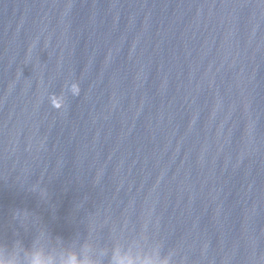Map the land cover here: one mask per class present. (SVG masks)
Returning a JSON list of instances; mask_svg holds the SVG:
<instances>
[{
  "label": "water",
  "instance_id": "water-1",
  "mask_svg": "<svg viewBox=\"0 0 264 264\" xmlns=\"http://www.w3.org/2000/svg\"><path fill=\"white\" fill-rule=\"evenodd\" d=\"M37 218L264 264V0H0V242Z\"/></svg>",
  "mask_w": 264,
  "mask_h": 264
},
{
  "label": "clouds",
  "instance_id": "clouds-1",
  "mask_svg": "<svg viewBox=\"0 0 264 264\" xmlns=\"http://www.w3.org/2000/svg\"><path fill=\"white\" fill-rule=\"evenodd\" d=\"M20 218L27 222L28 214L22 213ZM33 220L37 234L31 245L17 240L9 247L0 242V264H171V257L162 254L161 246L146 237L117 240L106 246H98L88 237L82 243L66 244L50 236L38 218Z\"/></svg>",
  "mask_w": 264,
  "mask_h": 264
}]
</instances>
